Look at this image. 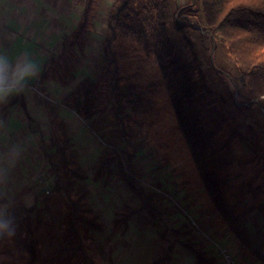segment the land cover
<instances>
[{"label":"rangeland","instance_id":"374dc122","mask_svg":"<svg viewBox=\"0 0 264 264\" xmlns=\"http://www.w3.org/2000/svg\"><path fill=\"white\" fill-rule=\"evenodd\" d=\"M113 1L98 0L94 27L85 34L86 54L78 58L76 78L61 84L56 80L43 81V73L47 61L58 58L66 48V39L77 33L89 0H0V61L4 62L0 79L2 87L11 90L0 94V195L7 194L17 201L32 200L38 189L46 188V196L40 198L49 208L44 227L48 237V231L57 228L60 215L65 214V187L74 175L78 181L73 193L86 190L88 202L104 224L103 230L97 232L102 264H108L104 256L109 252L112 264H153L165 253L158 221L177 227L183 222L188 224L189 216L202 234L209 235L205 241L208 247L219 243L242 264H264V108L241 81L239 65L225 43L206 32L196 17L182 19L179 25L170 17L167 23L171 39L175 54L195 61L199 67L198 77L205 86L200 107L207 124L216 126L220 139L226 143V165L220 171L226 198L237 214L242 234L258 256L239 250L237 245L233 248L232 240L222 244L211 237L210 228L201 223L197 207L192 206L194 196L179 189L178 179L160 159V134L154 136L138 129L127 117L117 118L113 102L105 114L96 118L97 122L84 120L60 106V98L83 76L99 77L103 38ZM187 1L170 0L169 14L175 12L176 5ZM29 62L37 69L36 74L17 83L18 69ZM115 150L120 158L112 161L111 167L96 180L101 157ZM129 156L136 170L131 176L137 185L146 184L163 199L162 205L158 201L155 209L149 207L135 215L126 228L114 222L122 205L142 204L120 173L121 164L128 168ZM70 157L80 166L82 176L72 175ZM51 186L61 189L48 192ZM182 214L183 219L178 221L175 217ZM199 234L196 233L204 237ZM48 247L49 244L45 246ZM175 250L160 264L195 263L191 253L180 245ZM215 251L218 253L216 248Z\"/></svg>","mask_w":264,"mask_h":264},{"label":"trees","instance_id":"16d2710c","mask_svg":"<svg viewBox=\"0 0 264 264\" xmlns=\"http://www.w3.org/2000/svg\"><path fill=\"white\" fill-rule=\"evenodd\" d=\"M97 2L89 0L77 33L66 39V48L58 58L47 61L43 81L68 84L76 78L78 58L86 54L85 34L94 27ZM169 9L170 0H114L107 17L99 77L83 76L60 103L80 118L97 122L96 118L105 114L113 102L117 118L127 117L138 129L154 136L160 134V159L178 179L179 189L194 196L192 206L197 207L201 223L210 228L211 237L222 244L232 240L233 248L237 245L239 250L257 255L242 234L237 214L226 198L225 181L220 174L226 165V143L220 139L216 126L207 124L200 107L205 86L198 77L199 67L195 61L175 54L167 22L173 17L179 25L182 19L196 17L199 24L203 23L206 32L225 43L239 65L241 81L264 108V0H188L176 5L174 13L169 14ZM118 154L116 150L103 154L96 180L111 167L112 161L120 158ZM127 158L128 168L121 164L120 173L142 204L122 205L114 222L125 227L143 210L155 209L158 201L162 205L163 199L146 184L137 185L131 176L136 174L132 158ZM68 162L72 175L82 176L72 157ZM77 181L74 175L70 177L65 187V214L60 215L59 226L48 231V237L44 227L49 208L40 198L46 196L45 191L38 189L32 200L17 201L7 194L0 195V264H102L97 232L103 230L104 224L88 202V192L73 193ZM60 189L51 186L48 192ZM183 216L175 218L181 221ZM188 222L176 227L158 221L165 253L153 264L168 260L177 245L191 253L193 264H220L215 248L205 244L207 237L197 236L196 227ZM104 258L108 264L113 263L110 252Z\"/></svg>","mask_w":264,"mask_h":264},{"label":"clouds","instance_id":"9594fccd","mask_svg":"<svg viewBox=\"0 0 264 264\" xmlns=\"http://www.w3.org/2000/svg\"><path fill=\"white\" fill-rule=\"evenodd\" d=\"M4 70V62L0 61V73ZM37 69L32 63H26L23 67H20L17 71L18 80L17 83H22L30 78H32L36 74ZM3 81L0 79V94H8L11 90H5L2 87Z\"/></svg>","mask_w":264,"mask_h":264},{"label":"built area","instance_id":"2783aa9c","mask_svg":"<svg viewBox=\"0 0 264 264\" xmlns=\"http://www.w3.org/2000/svg\"><path fill=\"white\" fill-rule=\"evenodd\" d=\"M42 177H44V174H41ZM189 220L191 222V224L193 223L194 227H196V231L199 234H202L203 232L201 231V229L196 226V223L194 224L193 220L190 216H189ZM199 234V235H200ZM200 236H204L207 237V239H209V235L208 234H202ZM214 247L217 249L218 254L221 257V262L220 264H242L240 261H238V259H235L234 255L230 252V250H228V248L223 247L221 244H214Z\"/></svg>","mask_w":264,"mask_h":264},{"label":"crops","instance_id":"0c3cea01","mask_svg":"<svg viewBox=\"0 0 264 264\" xmlns=\"http://www.w3.org/2000/svg\"><path fill=\"white\" fill-rule=\"evenodd\" d=\"M62 97H63V96H62ZM62 97L60 98V101H61ZM60 106L63 107V106L61 105V103H60ZM63 108H65V107H63Z\"/></svg>","mask_w":264,"mask_h":264},{"label":"water","instance_id":"95a60500","mask_svg":"<svg viewBox=\"0 0 264 264\" xmlns=\"http://www.w3.org/2000/svg\"><path fill=\"white\" fill-rule=\"evenodd\" d=\"M42 190H43V191H46V188H43Z\"/></svg>","mask_w":264,"mask_h":264}]
</instances>
